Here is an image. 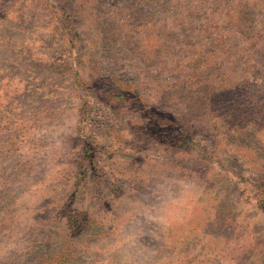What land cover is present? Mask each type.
<instances>
[{
	"label": "rangeland",
	"instance_id": "374dc122",
	"mask_svg": "<svg viewBox=\"0 0 264 264\" xmlns=\"http://www.w3.org/2000/svg\"><path fill=\"white\" fill-rule=\"evenodd\" d=\"M0 264H264V0H0Z\"/></svg>",
	"mask_w": 264,
	"mask_h": 264
}]
</instances>
